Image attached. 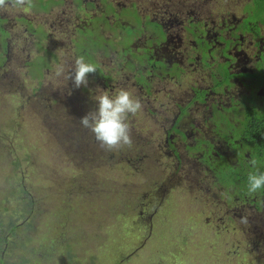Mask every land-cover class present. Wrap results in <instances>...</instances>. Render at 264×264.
Listing matches in <instances>:
<instances>
[{
  "label": "flooded vegetation",
  "instance_id": "flooded-vegetation-1",
  "mask_svg": "<svg viewBox=\"0 0 264 264\" xmlns=\"http://www.w3.org/2000/svg\"><path fill=\"white\" fill-rule=\"evenodd\" d=\"M62 1L41 0L45 11L62 5ZM72 1L78 6L72 20L71 42L75 49L68 70L75 57L84 56L96 65L97 72L89 74L87 87L75 88L71 80L62 77L56 84L57 92L51 91L49 82L41 80L51 64H63L62 57L43 48L44 29L22 15L19 19L27 24L24 31L31 35L40 31L34 46L49 53L23 60V67L39 81L30 94H21L24 101H31L33 95L39 97L40 108L52 110L56 123L68 124L72 132L96 141L79 123L86 111L94 109L90 92L112 94L120 88L130 91L142 102L141 114L159 123L156 151L169 157L178 174L184 170V179L196 193L206 190L211 194L208 187L212 182L224 186L229 202H234L233 215L228 218L247 216L248 240L256 247L255 258L264 264V235L258 234L264 233V190L254 197L247 194V176L253 170L248 160L255 158L259 171L264 172V155L254 148L248 128L264 120V5L258 9L254 0H246L240 16L230 10L213 16L203 11L199 0L178 7L174 0H159L168 2L163 4L167 6H152L151 10L135 0L121 4L115 0ZM100 8L98 15H91L92 9L96 13ZM179 12L186 13L180 20ZM65 17L61 13L59 20ZM104 29L112 31V36L103 34ZM22 54L10 16L0 11V80L8 77L9 63L19 62ZM0 84L2 88L7 83ZM156 102L160 107L157 111ZM135 119L129 116L128 122L136 123ZM130 128L133 145L118 152L143 158V147H149L150 138L142 137L131 124ZM192 172L204 174L192 178ZM167 190L166 186L163 196L157 198L156 186H148V199L139 203L137 216L143 215L145 206L149 209L147 237ZM14 226V230L9 228L12 236L17 223ZM2 241L0 264H7L4 253L12 247L6 239Z\"/></svg>",
  "mask_w": 264,
  "mask_h": 264
},
{
  "label": "rangeland",
  "instance_id": "rangeland-1",
  "mask_svg": "<svg viewBox=\"0 0 264 264\" xmlns=\"http://www.w3.org/2000/svg\"><path fill=\"white\" fill-rule=\"evenodd\" d=\"M135 1L148 8H163L167 6L163 4L168 3ZM174 1L178 7L198 0ZM199 1L203 2V11L213 16L227 10L240 16L246 0ZM77 6L72 0H63L62 5L50 6L47 11L35 5L29 13L14 8L7 10L13 36L23 51L19 62L9 63L8 77L0 80L7 83L6 87H0V249L3 238L12 247L4 253L7 264H263L255 258L256 247L249 242L245 230L247 223H241L240 218H228L233 215L234 202H229L224 186L220 183L215 186L212 182L208 187L211 194L206 190L196 193L190 188L183 177L184 170L178 174L169 157L156 151L159 123L148 114L139 112L136 123L128 122L142 137L150 138L149 147H143L145 164L143 158L128 153L113 155L111 159L99 153L89 159L69 150L55 152V143L48 132L51 127L46 126L49 121L43 125L39 119L42 111L39 97L33 95L31 101L25 102L21 96L30 94L39 85L37 78L23 67V60L32 59L38 53L43 55L44 52L46 56L49 53L40 52L34 46L40 31L35 34L31 30L32 35L24 31L27 24L19 17L23 15L32 20L35 27L44 29L43 48L59 54L62 65L68 70L75 49L71 39ZM100 10L94 13L92 9L91 15H98ZM61 13L66 16L62 21L59 20ZM185 14L179 12L178 20ZM102 33L112 36L113 32L104 29ZM2 62L0 57V64ZM56 66L51 64L41 80L49 82L55 93L56 84L62 78L55 76ZM21 89L27 91L21 92ZM90 95L95 109V94L90 92ZM159 108L156 102L155 110ZM51 125L52 132H59V123ZM37 137L36 145L31 144L29 140ZM55 137L62 142L67 134L61 131ZM37 147L50 153L37 157L32 153ZM14 160L17 166L13 165ZM199 174L204 173L192 172V178ZM144 177L145 183L142 182ZM204 181L208 182L207 178ZM164 184L168 190L147 237L149 209L145 206L143 215L137 216L141 209L139 203L148 199L145 197L148 186H156V197H162ZM21 188H30L35 199L30 205L20 197ZM80 191L88 193L83 197L77 195ZM16 223L18 226L12 236L9 228ZM258 234L264 235L262 231Z\"/></svg>",
  "mask_w": 264,
  "mask_h": 264
},
{
  "label": "clouds",
  "instance_id": "clouds-1",
  "mask_svg": "<svg viewBox=\"0 0 264 264\" xmlns=\"http://www.w3.org/2000/svg\"><path fill=\"white\" fill-rule=\"evenodd\" d=\"M33 7V0H0V11L14 8L29 13ZM95 72H97L96 65L88 62L84 56L75 57L70 70H66L63 65H58L54 69L56 77H63L65 81L71 80L75 88L87 87L89 74ZM93 99L96 107L79 118L81 127L94 135L101 149L113 151L125 146L132 147L133 140L128 118L136 116L142 110L141 100L124 88L112 94L101 90ZM248 164L253 170L247 176V194L249 197H254L264 190V172L259 171L255 158L249 159ZM240 221L246 224L247 216H241Z\"/></svg>",
  "mask_w": 264,
  "mask_h": 264
},
{
  "label": "trees",
  "instance_id": "trees-1",
  "mask_svg": "<svg viewBox=\"0 0 264 264\" xmlns=\"http://www.w3.org/2000/svg\"><path fill=\"white\" fill-rule=\"evenodd\" d=\"M254 2H255V7H258V9L262 8V6L264 5V0H254ZM33 4L35 6H41L43 8L44 3L41 2V0H38L36 2H33ZM53 116H54L53 111L47 108L41 111V116H39V119H40L41 124L43 125L47 124V121H49V124L46 126H47V129L48 127H51V129H48V132L50 131L49 134H51V138L55 143V146H56L55 152L56 151L58 152L59 150H69L72 152L84 154L83 156L81 155V158H83L86 155L89 159H93L95 155H98L99 153H101L105 157L109 156L110 159L113 158V155H118L119 153L118 150L108 151L105 149H101L97 141L90 140L93 138L87 139L86 137L76 134V132H72L71 130H69V125L67 124L59 123L58 125L59 132H52L54 130L52 129L51 123L53 122L56 123ZM66 117L67 116H64V118ZM248 128L250 131L251 141L255 145L254 148H256L259 152L261 149L262 155H264V120H261L260 122L252 123L248 126ZM61 131H63L64 134H67V137L62 142H59L55 140L56 138L55 135L58 136L61 133ZM37 134L38 136H43L41 133H37ZM29 141L31 142V144L36 145V143L39 140L37 137V139L29 140ZM41 150H43V153L41 152ZM36 151L38 153H36ZM33 152L35 153V156L37 157L39 156L42 157L46 153H50L48 150L41 148V147H37L36 149H33L32 153ZM54 157L56 158V156ZM47 161L48 160H45L44 162H47ZM13 165L14 166L18 165L16 160L13 161ZM83 184L85 185L86 181H84ZM87 193H88L87 191L86 192L80 191L77 195L85 197ZM20 194L22 195L20 197L23 200H26L28 205H30L32 200H35L30 193V188L29 189L21 188ZM10 229L14 230L15 226H11ZM0 253H1V249H0Z\"/></svg>",
  "mask_w": 264,
  "mask_h": 264
}]
</instances>
